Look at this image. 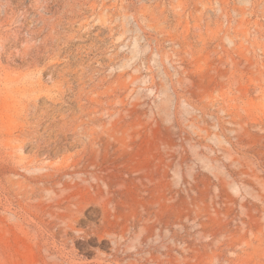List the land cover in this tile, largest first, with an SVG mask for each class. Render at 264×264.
<instances>
[{
	"label": "rangeland",
	"instance_id": "374dc122",
	"mask_svg": "<svg viewBox=\"0 0 264 264\" xmlns=\"http://www.w3.org/2000/svg\"><path fill=\"white\" fill-rule=\"evenodd\" d=\"M0 264H264V0H0Z\"/></svg>",
	"mask_w": 264,
	"mask_h": 264
}]
</instances>
